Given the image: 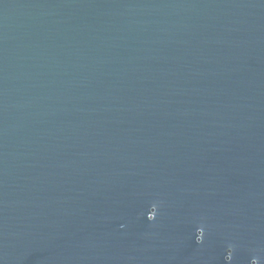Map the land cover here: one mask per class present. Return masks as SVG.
Returning <instances> with one entry per match:
<instances>
[{"label":"water","instance_id":"1","mask_svg":"<svg viewBox=\"0 0 264 264\" xmlns=\"http://www.w3.org/2000/svg\"><path fill=\"white\" fill-rule=\"evenodd\" d=\"M0 264H264V0H0Z\"/></svg>","mask_w":264,"mask_h":264}]
</instances>
